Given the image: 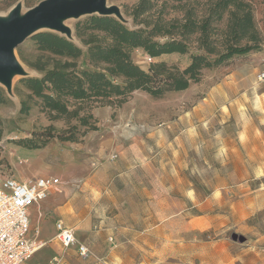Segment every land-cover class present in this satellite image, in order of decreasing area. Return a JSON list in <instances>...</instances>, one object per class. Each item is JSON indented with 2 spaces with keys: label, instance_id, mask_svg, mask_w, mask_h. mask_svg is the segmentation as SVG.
<instances>
[{
  "label": "rangeland",
  "instance_id": "rangeland-1",
  "mask_svg": "<svg viewBox=\"0 0 264 264\" xmlns=\"http://www.w3.org/2000/svg\"><path fill=\"white\" fill-rule=\"evenodd\" d=\"M41 1L0 0V17L16 6L24 14ZM138 1L109 0V4L119 8L125 18L122 23L139 29L142 26L130 16ZM246 1L254 8L263 38L260 51L207 70L200 83L163 99L136 91L120 106L97 105L90 110L96 129L87 130L77 142L55 138L41 149L25 148L21 141L35 137L39 144L48 128L57 134L69 126L64 120H50L40 103L28 98L21 80L41 76L32 67L40 53L31 38L25 41L15 55L26 75L13 80L11 93L0 84V170L18 179L57 176L63 182L58 195L68 191L75 198L74 206L80 207L83 183L88 181L92 187L101 182L102 189L107 188L112 172L108 162L119 161L116 152L95 159L98 143L113 135L126 152L124 158L131 159L127 153L134 137L148 145V154L139 148L136 159L141 154L158 159L157 190L146 181V173H139L145 178L142 202L140 196L132 197L133 203L127 200L122 212L116 209L112 215L102 202L100 216L92 218L85 231L87 240L78 235L79 241L105 264L112 257L116 264H264V81L259 79L264 73V0ZM163 3L158 2V12L163 8L168 18L180 16L174 3ZM85 18L65 22L73 31L71 41L80 46L75 26ZM132 59L144 70L153 62L182 68L190 64L189 55L152 59L142 49L133 50ZM23 102L30 106L25 114ZM62 171L64 178L59 175ZM120 223L133 227L125 233L134 238L130 243H125L122 229L114 227ZM110 236L118 246L105 251ZM60 251L70 257V264H100L95 258H81L75 247Z\"/></svg>",
  "mask_w": 264,
  "mask_h": 264
},
{
  "label": "trees",
  "instance_id": "trees-1",
  "mask_svg": "<svg viewBox=\"0 0 264 264\" xmlns=\"http://www.w3.org/2000/svg\"><path fill=\"white\" fill-rule=\"evenodd\" d=\"M160 1L164 6L174 3L180 16L168 18L163 8L158 12ZM130 16L142 27L132 29L115 17L98 15L79 21L75 36L82 46L51 31L31 38L40 53L32 67L41 76L21 83L50 120H64L69 129L56 134L50 127L39 144L34 137L22 140L23 147L41 149L55 138L77 142L87 130L96 129L90 112L95 106H120L136 91L154 99L186 91L201 82L205 71L258 52L263 44L254 8L246 0H139ZM136 49L152 59L189 55L190 64L182 68L153 62L144 70L132 59ZM29 110L23 102L21 113Z\"/></svg>",
  "mask_w": 264,
  "mask_h": 264
},
{
  "label": "crops",
  "instance_id": "crops-1",
  "mask_svg": "<svg viewBox=\"0 0 264 264\" xmlns=\"http://www.w3.org/2000/svg\"><path fill=\"white\" fill-rule=\"evenodd\" d=\"M115 139L116 137H114L113 135L104 137V139L98 143V147H96L94 150L95 159L98 160L107 157V155L112 156V153L114 152L119 154L118 162H108V165L112 169V172H109L110 176H108L107 188L102 189L101 182H99L98 185L94 184L91 187L90 183L88 181H85L82 187L84 195L82 196V201H80V207L74 206L75 198L68 191H66L62 195H58L62 192L52 191L48 195V197L43 202H41V204H39L38 206H32L30 208L29 214L32 226L31 236L35 237L36 231H38V240L45 244L33 255V257L29 261L25 262L24 264H52L55 258L61 259L58 264H70L68 260L70 257L62 253L60 249L62 251H65L73 249L74 247L64 249L54 241V237L57 233L56 223L58 221H62L65 226L72 228L78 241V235L82 240H87L89 233H86L85 231L90 227L92 218L100 216V204L102 202H106L108 204V207L110 209L109 211L112 215V213L115 212L116 209L122 212L123 208L128 204L127 200H129V203H133V200L130 199L132 197L135 198L140 196V199L138 201L140 203L142 202V191L145 190V188L143 187V179L146 178V181H152L154 190H157V182L159 180L158 174L160 173V168L157 167L156 164L158 159H154V157H144V154H141V157L139 158L140 160L136 159L137 151L139 148L141 149L142 153L146 152V155L148 154V145L144 141L137 142L134 137L131 138V144L128 148L129 153H127V155L131 157V159H126L124 158V154L126 152L122 150V147L117 146ZM98 173L99 172H96L94 176L96 177V174ZM139 173H146V175L144 176L145 178L140 177ZM147 173L149 174V176ZM59 175H61V177L63 178L66 177L65 171L59 172ZM31 179V177H24L23 179L18 180L21 182H28ZM59 179L62 180L61 178ZM106 198L109 199L106 200ZM123 198L126 199L121 200ZM90 199H92L93 201L91 202ZM113 220L114 219L112 218V227L113 222L115 221ZM114 227L122 229V232L124 233L123 239L125 240V243H130L131 241H133V237L125 235L126 231L130 232V230L133 228L131 225L120 223V225ZM115 239L112 236L107 238V241L105 243V251L112 250L113 248H116L118 246H116L117 241ZM79 242L88 246L85 242ZM120 244L121 246L123 245V243ZM75 248L76 252L78 253L77 247ZM90 258L93 257L83 259ZM113 258L115 257H112V259ZM122 258L125 259V257H121V259ZM112 259L110 260V263H106L116 264Z\"/></svg>",
  "mask_w": 264,
  "mask_h": 264
},
{
  "label": "built area",
  "instance_id": "built-area-1",
  "mask_svg": "<svg viewBox=\"0 0 264 264\" xmlns=\"http://www.w3.org/2000/svg\"><path fill=\"white\" fill-rule=\"evenodd\" d=\"M264 81V73L259 76ZM63 182L57 177H39L21 182L0 170V264H24L41 249L45 243L32 237L30 208L43 202L52 191L62 192ZM54 241L62 248L77 247L83 258L93 257L105 264L88 246L80 243L72 228L62 221L56 223ZM55 258L52 264H58Z\"/></svg>",
  "mask_w": 264,
  "mask_h": 264
},
{
  "label": "water",
  "instance_id": "water-1",
  "mask_svg": "<svg viewBox=\"0 0 264 264\" xmlns=\"http://www.w3.org/2000/svg\"><path fill=\"white\" fill-rule=\"evenodd\" d=\"M115 17L124 20L118 7L109 0H43L24 14L21 7H14L6 19H0V84L12 92L13 76L26 75L16 58L15 51L33 36L51 31L67 39L73 31L65 25L72 19L89 16Z\"/></svg>",
  "mask_w": 264,
  "mask_h": 264
},
{
  "label": "bare ground",
  "instance_id": "bare-ground-1",
  "mask_svg": "<svg viewBox=\"0 0 264 264\" xmlns=\"http://www.w3.org/2000/svg\"><path fill=\"white\" fill-rule=\"evenodd\" d=\"M6 18H7V16H1L0 17V19H6ZM70 36L74 37L73 34H71ZM20 66H21V68H23L22 64H20ZM24 71H25V69H24ZM15 78H17V76H13L12 80H14Z\"/></svg>",
  "mask_w": 264,
  "mask_h": 264
}]
</instances>
